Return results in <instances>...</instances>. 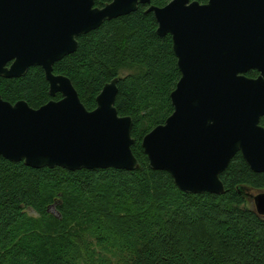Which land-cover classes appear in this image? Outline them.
Wrapping results in <instances>:
<instances>
[{"label":"trees","instance_id":"trees-1","mask_svg":"<svg viewBox=\"0 0 264 264\" xmlns=\"http://www.w3.org/2000/svg\"><path fill=\"white\" fill-rule=\"evenodd\" d=\"M111 1L96 0V6ZM148 8L140 4L81 35L77 51L54 65L89 110L103 87L119 78L115 106L133 118L140 167L71 171L0 156V264H264V216L249 206L250 189L264 191V172L238 153L221 174L224 194H191L169 172L150 167L142 141L173 113L170 96L181 72L172 36L158 34ZM0 94L33 108L62 98L50 95L39 66L20 78L0 76Z\"/></svg>","mask_w":264,"mask_h":264},{"label":"water","instance_id":"water-1","mask_svg":"<svg viewBox=\"0 0 264 264\" xmlns=\"http://www.w3.org/2000/svg\"><path fill=\"white\" fill-rule=\"evenodd\" d=\"M149 5L160 36L170 34L181 77L173 113L142 146L154 170L171 174L191 194H224L221 174L241 153L264 172V0H0V76L20 78L41 67L51 99L39 108L0 94V156L33 168L71 171L140 167L132 146L133 118L115 106L119 78L108 82L94 110L54 65L79 48L78 37L106 20ZM11 63V64H10ZM10 64V65H9ZM257 70L259 76H247ZM264 216V191L251 195Z\"/></svg>","mask_w":264,"mask_h":264},{"label":"rangeland","instance_id":"rangeland-1","mask_svg":"<svg viewBox=\"0 0 264 264\" xmlns=\"http://www.w3.org/2000/svg\"><path fill=\"white\" fill-rule=\"evenodd\" d=\"M128 73H129V72H124L123 74L126 75V74H128ZM249 192H250L251 195H256V194H258L260 191L250 189ZM249 206H250L251 208H254V209H255V204H254V201H253L252 198H250V200H249ZM53 211H55V210L53 209ZM29 214H30L31 216H35V215H36V213H35L34 211H32V210H29Z\"/></svg>","mask_w":264,"mask_h":264},{"label":"flooded vegetation","instance_id":"flooded-vegetation-1","mask_svg":"<svg viewBox=\"0 0 264 264\" xmlns=\"http://www.w3.org/2000/svg\"><path fill=\"white\" fill-rule=\"evenodd\" d=\"M10 64H11V63H10ZM10 64H9V65H10Z\"/></svg>","mask_w":264,"mask_h":264}]
</instances>
